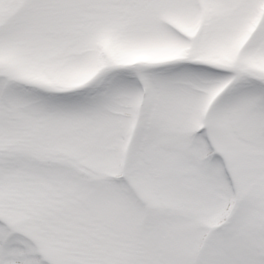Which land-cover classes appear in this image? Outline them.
I'll return each mask as SVG.
<instances>
[{
    "label": "snow or ice",
    "instance_id": "1",
    "mask_svg": "<svg viewBox=\"0 0 264 264\" xmlns=\"http://www.w3.org/2000/svg\"><path fill=\"white\" fill-rule=\"evenodd\" d=\"M0 264H264V0H0Z\"/></svg>",
    "mask_w": 264,
    "mask_h": 264
}]
</instances>
